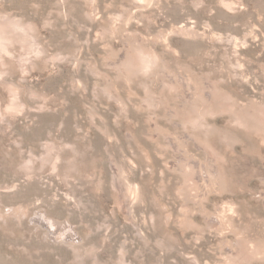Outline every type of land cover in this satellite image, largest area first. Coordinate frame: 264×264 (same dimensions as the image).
I'll return each mask as SVG.
<instances>
[{
	"label": "rangeland",
	"instance_id": "374dc122",
	"mask_svg": "<svg viewBox=\"0 0 264 264\" xmlns=\"http://www.w3.org/2000/svg\"><path fill=\"white\" fill-rule=\"evenodd\" d=\"M0 264H264V0H0Z\"/></svg>",
	"mask_w": 264,
	"mask_h": 264
}]
</instances>
